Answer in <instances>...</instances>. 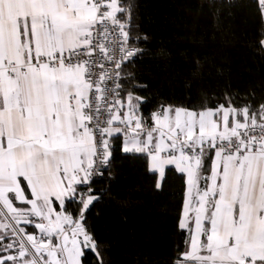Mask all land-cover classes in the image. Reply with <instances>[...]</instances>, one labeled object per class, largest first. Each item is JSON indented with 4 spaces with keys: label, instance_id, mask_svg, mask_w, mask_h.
I'll use <instances>...</instances> for the list:
<instances>
[{
    "label": "crops",
    "instance_id": "crops-1",
    "mask_svg": "<svg viewBox=\"0 0 264 264\" xmlns=\"http://www.w3.org/2000/svg\"><path fill=\"white\" fill-rule=\"evenodd\" d=\"M91 1L0 0V68L15 65L11 76L2 70L0 78V198L30 239L57 233L70 222L65 203L75 197V185L93 161V138L82 126L84 70L62 61L34 63L85 43L83 33L95 19ZM110 2L105 1L108 9ZM140 101L133 93L118 101L104 129L106 148L108 139L120 134L121 150L146 153L158 182L167 166L184 173L181 224L187 237L181 263L264 264V142L233 157L213 151L206 172L207 152L197 160L162 156L177 129L194 144L226 138L247 120L264 123V107L255 118L245 106L197 111L167 106L147 124L137 111ZM109 154L108 149L105 161ZM87 198L60 240L70 264H80L83 248L92 246L82 225L93 199ZM9 233L0 216V237ZM58 247L54 240L50 256L63 264ZM5 259L30 264L26 256L0 257V263Z\"/></svg>",
    "mask_w": 264,
    "mask_h": 264
},
{
    "label": "trees",
    "instance_id": "trees-1",
    "mask_svg": "<svg viewBox=\"0 0 264 264\" xmlns=\"http://www.w3.org/2000/svg\"><path fill=\"white\" fill-rule=\"evenodd\" d=\"M117 4L113 17L138 49L120 66L118 101L129 93L140 97L137 111L144 123L165 106L195 111L245 106L258 118L264 107V9L259 0ZM121 138L108 139L110 154L90 181L93 199L83 211L82 225L92 246L83 248L80 264H182L185 175L170 165L158 182L146 153L123 152ZM204 152L202 172L208 171L213 151ZM64 208L75 217L82 202L73 197ZM12 249L11 234L0 237V257L11 256Z\"/></svg>",
    "mask_w": 264,
    "mask_h": 264
},
{
    "label": "built area",
    "instance_id": "built-area-1",
    "mask_svg": "<svg viewBox=\"0 0 264 264\" xmlns=\"http://www.w3.org/2000/svg\"><path fill=\"white\" fill-rule=\"evenodd\" d=\"M105 1H91L95 8V19L83 33L84 44L64 50L60 55L51 53L46 57H38L34 61L35 64L44 62L51 66L62 61L68 66L81 67L84 70L83 75L88 84V90L84 98L82 126L92 135L94 157L92 164L87 168L85 179L75 185V197L80 202H84L89 196L90 181L98 175L105 164L106 142L103 133L111 123V117L118 102L120 66L138 51L137 46L128 43L122 24L109 14ZM260 6L264 9V2H261ZM14 66L12 63L2 66L0 78L2 70L6 75L11 76ZM165 107L156 109L152 115L161 113ZM173 141L171 147L162 151L163 157L180 156L197 160L204 151L208 150L219 152L224 157H233L236 154H242L248 147L255 149L264 142V123L247 120L228 137L207 138L199 144L190 142L185 138L183 131L177 129L173 134ZM151 151L149 147L146 148V152ZM67 214L70 222L60 231L43 233L30 239L0 198V216L12 236L13 249L10 257L18 259L26 256L30 264H55L50 252L54 240H57L64 264H70L65 259V251L60 244L62 236L69 234L74 223L72 213L67 211Z\"/></svg>",
    "mask_w": 264,
    "mask_h": 264
},
{
    "label": "rangeland",
    "instance_id": "rangeland-1",
    "mask_svg": "<svg viewBox=\"0 0 264 264\" xmlns=\"http://www.w3.org/2000/svg\"><path fill=\"white\" fill-rule=\"evenodd\" d=\"M117 6H118V4H117V0H112V2H110V7H109V14L111 15V16H114L115 15V13H116V10H117ZM108 153V148H106L105 147V154H107ZM89 198H87L86 200H85V204L87 203V202H89ZM16 220V219H15Z\"/></svg>",
    "mask_w": 264,
    "mask_h": 264
}]
</instances>
